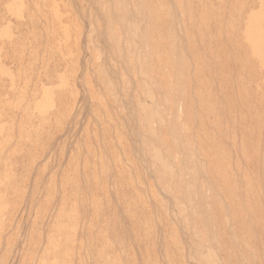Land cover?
<instances>
[{
  "label": "rangeland",
  "instance_id": "1",
  "mask_svg": "<svg viewBox=\"0 0 264 264\" xmlns=\"http://www.w3.org/2000/svg\"><path fill=\"white\" fill-rule=\"evenodd\" d=\"M116 1L0 0V264H264V211L253 207H264V0H210L224 11L245 4L240 30L255 17L261 38L251 73L232 78L248 79L257 110L238 105L225 118L235 149L245 151L248 139L260 154L248 146L245 162L220 145L232 157L221 159L234 198L217 201L204 175L209 143L223 139L212 125L219 110L205 102L207 129L196 115L187 122L182 97L155 88L141 65L153 50L141 43L151 14L145 8L142 20L130 19L133 36L114 18L118 6L129 14L133 4ZM174 16L167 10L155 22L163 32L155 39L168 50L185 40ZM163 125L174 131L157 143ZM174 135L178 148L170 149L165 139ZM232 202L241 227L231 220ZM253 223L261 224L254 245L246 239Z\"/></svg>",
  "mask_w": 264,
  "mask_h": 264
},
{
  "label": "bare ground",
  "instance_id": "2",
  "mask_svg": "<svg viewBox=\"0 0 264 264\" xmlns=\"http://www.w3.org/2000/svg\"><path fill=\"white\" fill-rule=\"evenodd\" d=\"M129 1L133 4L132 12L126 14L125 11H121L122 9L120 8H123V3L118 6V8H116L114 18L117 19V21H120L122 25H124L130 31L134 30L133 36L135 35L137 27L130 26L128 24L131 21L130 19L133 16H137V21L138 19L142 20L143 15L139 11L145 8L146 13H149L148 15L151 14V21L147 19L148 29L141 33V43L145 46V43H148L149 41V43L151 44L153 50L151 51L147 49L144 51V54L146 56L152 54L149 57L150 62H154V66L148 64L150 63L148 61L149 59H147L148 57H144V61H141L142 64L139 63V60H137L135 66L137 63L141 64L144 66L145 71L150 72L154 87L158 90L167 89L172 96H176L177 98L182 97L184 106V118L188 122L189 120H194L193 115L200 117L199 121L202 122L200 124L201 130L208 128L204 124L203 118L205 115L209 116L211 111L210 109L205 108V102H209L212 107L215 106L219 110L220 114H218L217 119H213L212 125L218 130L220 135H222L221 137L223 139L222 141H220V144L218 142L209 143L208 148L212 153L208 158L210 169L208 173L204 175V179L208 184L207 188L210 186L217 188V190L213 191L214 197L212 198V200H226V198L227 200H232L234 198V192L231 187L230 177L224 170L223 166L225 167V164L221 159L225 155V153H227V149L223 147V150L220 152V145L224 144V142L230 144L233 151H235V155L243 157L245 162H247V158L250 155L248 149L249 147L252 149H250L252 154H260V152L258 151L259 146L252 145L251 141H248V139L245 140L246 150L243 152L237 151L233 142L235 130L233 129L232 122L230 120L225 121V118L228 116L226 112L227 108L236 112L237 106L242 105L246 108V110H248L249 113H251L252 110H257L255 106H251L246 94L250 93V90L252 89L248 79L242 77L238 82L232 81V78L237 75L248 76L253 69L250 64H255V59L260 53V48L258 46L259 42H261V38L260 34H258L259 25L255 21V17L249 18V22L245 29V32L242 33L240 30V26L242 24L240 15L241 10H243L242 8L245 4H243V6L241 4H238L234 7L230 6L229 10L226 9L224 11L221 10V7L219 8V6L218 9H216L215 5V9L214 7L210 8V0ZM227 1H231L234 3V0ZM167 10H172V13L175 12L173 20L176 21L175 24L176 26H178V28L179 26H181L182 33H185V40L179 41L178 43L174 44V46L169 50L162 47L164 45L163 42L155 39L157 32H162V30L155 28V22L161 19L160 16H162ZM127 11H130V9ZM247 12H245L246 15ZM131 14L133 15L128 18V16ZM158 14L160 16H158ZM235 15H238L236 19H234ZM105 19L107 20V18ZM112 20L113 19L111 18V21ZM113 22L114 21H112V24ZM113 28L114 27H112V29ZM176 31L177 29L175 30V32ZM241 38L247 41L254 42L245 43L246 41H243ZM158 51L165 52L166 54H163L162 57L155 58L154 53H158ZM178 51H180L183 55L177 56L176 52ZM158 72L163 73L162 77H157L156 73ZM201 72L204 75L203 79L201 78V75H199ZM195 76L197 79L201 78V81L198 82L197 86L193 87L190 84L193 83L191 80H193ZM215 76H218L219 78ZM216 78L217 80L220 79L219 83L215 82ZM170 79L175 81L177 84L168 88L167 83H169ZM214 83H216L217 85V89L215 91H213V87L215 86ZM227 86H229V88H227ZM200 89L206 90V93H202ZM192 91H194V99H192L189 95V93ZM167 99L168 98H166V100ZM260 104L258 105V107L260 106ZM170 108L174 109V102L172 101L170 103ZM193 109H195V112L192 114ZM154 110L146 107V115L149 114L150 116H156ZM202 114H204V116ZM162 120L159 121V123L161 122V125L163 122ZM164 124H167V121H164ZM189 124H191V121ZM224 128L226 130H230V132H225ZM160 131L161 133L159 135L154 136L157 143L159 142V137L161 135H164L166 137L173 134L174 128L166 125L164 127H161ZM149 132L152 134V136L155 134L154 130L152 129H150ZM165 141L168 148H178L177 137L175 135L173 139H165ZM261 155L264 156V152ZM231 158L232 157L227 154L223 157V160L225 162H231ZM260 158L264 160V157ZM160 166V168L166 170L164 164L163 166L162 164H160ZM199 173L202 174L203 169L195 170L193 176L195 177V174ZM257 175L258 174L256 172L255 176ZM194 177H192V179H194ZM166 180L168 181V179H164V181ZM169 183L171 182L169 181ZM180 185L181 184L176 185L175 187L178 188V186ZM237 190L238 188L236 189V191ZM202 194L203 192L201 193V196L204 197ZM261 197L264 198V195L262 194ZM200 201L206 200L204 198H201ZM230 204L231 207H234L235 211L238 213L232 214L231 220L235 219L236 224L241 227V225L243 224V221L239 218L241 210L240 208L235 206L234 202ZM253 207L261 209L259 210L260 212L264 211V207H260L258 205H254ZM212 212H214L213 209L210 211V213ZM219 224L223 226L221 219L219 220ZM260 228L261 224L253 223L252 230L250 232H247L248 235L246 236V239L250 243H252V245L256 243V230H259ZM248 255L250 257L249 253Z\"/></svg>",
  "mask_w": 264,
  "mask_h": 264
}]
</instances>
